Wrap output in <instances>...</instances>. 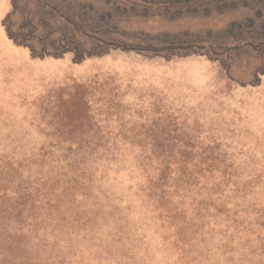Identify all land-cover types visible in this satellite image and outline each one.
Instances as JSON below:
<instances>
[{"label": "rangeland", "instance_id": "obj_1", "mask_svg": "<svg viewBox=\"0 0 264 264\" xmlns=\"http://www.w3.org/2000/svg\"><path fill=\"white\" fill-rule=\"evenodd\" d=\"M0 264H264V0H9Z\"/></svg>", "mask_w": 264, "mask_h": 264}, {"label": "crops", "instance_id": "obj_2", "mask_svg": "<svg viewBox=\"0 0 264 264\" xmlns=\"http://www.w3.org/2000/svg\"><path fill=\"white\" fill-rule=\"evenodd\" d=\"M10 12V2L9 0H0V51L11 50V44L9 43L6 33L3 29L2 22L7 14Z\"/></svg>", "mask_w": 264, "mask_h": 264}]
</instances>
